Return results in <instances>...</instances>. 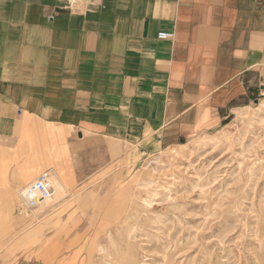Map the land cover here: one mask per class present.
<instances>
[{
    "label": "crops",
    "instance_id": "crops-1",
    "mask_svg": "<svg viewBox=\"0 0 264 264\" xmlns=\"http://www.w3.org/2000/svg\"><path fill=\"white\" fill-rule=\"evenodd\" d=\"M254 76L264 90V0H0V134L65 142V163L46 157L67 194L80 133L209 132ZM53 260L45 249L17 264Z\"/></svg>",
    "mask_w": 264,
    "mask_h": 264
},
{
    "label": "rangeland",
    "instance_id": "rangeland-1",
    "mask_svg": "<svg viewBox=\"0 0 264 264\" xmlns=\"http://www.w3.org/2000/svg\"><path fill=\"white\" fill-rule=\"evenodd\" d=\"M260 84L257 76L245 82L221 126L175 142L148 132L143 141L134 130L121 139L80 133L68 200L42 217L22 211L15 174L28 161L41 169L36 177L56 172L46 152L64 162L57 151L63 142L25 131L12 147L0 134V146L11 152L0 157V175L10 176L8 194L0 176V264L45 249L56 252L54 264H264Z\"/></svg>",
    "mask_w": 264,
    "mask_h": 264
},
{
    "label": "bare ground",
    "instance_id": "bare-ground-1",
    "mask_svg": "<svg viewBox=\"0 0 264 264\" xmlns=\"http://www.w3.org/2000/svg\"><path fill=\"white\" fill-rule=\"evenodd\" d=\"M56 143V142H55ZM10 148V147H9ZM60 152H63L67 149V146L65 145H62L61 147H57ZM2 155H7L10 156L11 155V152H10V149H3L2 146H0V157ZM28 164H29V167L25 168V169H20L16 174H15V179H16V182L20 183V184H16L17 187L20 186V188L17 190L18 193H19V197H20V200H21V192L22 190L24 189V187L30 183V181H33L36 179V176L38 174V171H40L41 169L39 167H32L30 166L31 165V162L28 161ZM54 171V172H53ZM51 171V180H52V185L54 187V192L53 194L40 201L36 210H34V214L33 216L36 218L37 217V213L36 211H41V210H44V209H47L48 206L53 203V202H57L59 198L63 197L64 196V192H65V182L67 180V177L66 176H61L58 172H60V170L58 169L56 172L55 170ZM2 177V184H1V187H4V189H6L5 193H10V176H9V173L8 172H3L1 173L0 175ZM9 184V185H8ZM2 191V190H1ZM7 196V195H6ZM6 200V199H5ZM2 204V203H1ZM10 204V203H9ZM3 205V204H2ZM13 205V204H12ZM4 206V205H3ZM14 207V206H13ZM15 208V207H14ZM23 211V210H22ZM8 212V210H7ZM11 212V211H10ZM9 214V213H8ZM25 214V213H24ZM11 215V214H10ZM9 215V216H10ZM26 215V214H25ZM6 216V215H5ZM30 217V215H27ZM9 221V220H8ZM10 224V223H9Z\"/></svg>",
    "mask_w": 264,
    "mask_h": 264
},
{
    "label": "built area",
    "instance_id": "built-area-1",
    "mask_svg": "<svg viewBox=\"0 0 264 264\" xmlns=\"http://www.w3.org/2000/svg\"><path fill=\"white\" fill-rule=\"evenodd\" d=\"M172 32H160V38H173ZM50 170H44L40 175L28 183L21 192L22 209L25 214L32 215L40 201L50 197L54 192Z\"/></svg>",
    "mask_w": 264,
    "mask_h": 264
}]
</instances>
